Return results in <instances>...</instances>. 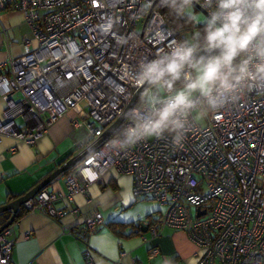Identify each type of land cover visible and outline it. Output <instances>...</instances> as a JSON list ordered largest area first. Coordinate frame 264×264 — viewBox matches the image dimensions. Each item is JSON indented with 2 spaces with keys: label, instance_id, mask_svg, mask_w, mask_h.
<instances>
[{
  "label": "built area",
  "instance_id": "obj_1",
  "mask_svg": "<svg viewBox=\"0 0 264 264\" xmlns=\"http://www.w3.org/2000/svg\"><path fill=\"white\" fill-rule=\"evenodd\" d=\"M154 1L0 0V8L13 2L23 11L36 40L31 46L26 37L20 55L0 61V141L9 135L33 144L68 109L84 115L71 124L84 125L88 135L65 189H40L23 206L51 218L76 215L77 207L53 203L71 201L107 171L128 174L134 197L163 207L149 222L152 235L165 226L184 231L200 250L196 264H263L264 94L254 90L193 120L180 146L170 136L111 146L146 88L115 131L91 146L140 86L127 73L179 41L157 8L148 13ZM193 1L209 16L202 0ZM101 223L98 212L84 217L88 233ZM13 227L14 220L0 229V264H11ZM83 255L91 262L88 244Z\"/></svg>",
  "mask_w": 264,
  "mask_h": 264
},
{
  "label": "crops",
  "instance_id": "obj_2",
  "mask_svg": "<svg viewBox=\"0 0 264 264\" xmlns=\"http://www.w3.org/2000/svg\"><path fill=\"white\" fill-rule=\"evenodd\" d=\"M26 37L36 45L23 11L7 3L0 8V61L20 55ZM4 104L0 90V110ZM80 107H85L83 101ZM76 116L84 115L66 110L33 144L2 136L0 205L28 191L78 152L88 135L84 125L71 124ZM75 166L57 174L43 189L64 190V176ZM131 188L130 175L107 171L101 182L89 184L71 201L53 203L56 208L77 207L76 215L51 218L21 205L19 209L26 211L14 219L11 264H196L200 250L184 231L165 226L157 235L150 233L149 222L163 207L152 199L134 197ZM92 212L100 213L102 223L88 233L84 217ZM9 214L3 211L2 223ZM87 244L91 262L83 255Z\"/></svg>",
  "mask_w": 264,
  "mask_h": 264
},
{
  "label": "clouds",
  "instance_id": "obj_3",
  "mask_svg": "<svg viewBox=\"0 0 264 264\" xmlns=\"http://www.w3.org/2000/svg\"><path fill=\"white\" fill-rule=\"evenodd\" d=\"M162 2L177 10L193 4ZM202 3L209 9L202 31L127 73L136 84L148 87L141 104L129 113L131 123L117 131L111 146L127 149L165 136L180 146L193 120L254 90L264 94V0Z\"/></svg>",
  "mask_w": 264,
  "mask_h": 264
},
{
  "label": "water",
  "instance_id": "obj_4",
  "mask_svg": "<svg viewBox=\"0 0 264 264\" xmlns=\"http://www.w3.org/2000/svg\"><path fill=\"white\" fill-rule=\"evenodd\" d=\"M162 0H155L149 7L148 13L151 11V9L156 5V4H161ZM193 3L200 9L202 10L206 15L207 12L202 9L196 2L193 1ZM147 13V15H148ZM146 15V17H147ZM208 16V15H207ZM144 26V25H143ZM148 87V85H140L130 96L129 100L123 107L121 113L116 117V119L111 122L109 125H107L102 133L101 136L97 137V139L94 141V143L91 146L96 145L98 142H100L103 139H106L110 136V134L115 131L117 126L121 123V121L125 118L127 115L129 109L131 106L135 103L137 97L143 93V91ZM86 151H80L72 154L68 159H66L63 163H61L56 169H54L52 172H50L47 176H45L42 180H40L38 183H36L32 188H30L28 191L25 193L19 195L18 197H15L14 199H11L3 204L0 205V213L3 211H10V214L8 218L0 225V229L4 227L5 225L11 223L15 217H16V212L19 209L21 205L24 204V202L27 199L32 198L40 189H43L47 186V184L60 172H63L65 170H68L75 166L80 159L83 157ZM199 212H203V210H199ZM145 228H143L144 230Z\"/></svg>",
  "mask_w": 264,
  "mask_h": 264
},
{
  "label": "rangeland",
  "instance_id": "obj_5",
  "mask_svg": "<svg viewBox=\"0 0 264 264\" xmlns=\"http://www.w3.org/2000/svg\"><path fill=\"white\" fill-rule=\"evenodd\" d=\"M169 12H171L170 14L172 15V17H174V19L177 20L178 23H179V25L181 26L180 32H179L180 33L181 40L190 38L195 33L199 32V30H200L199 26H204L203 19L202 18L208 17L194 3L192 4V6H190L188 8L181 7L179 10L173 9L171 7V9H170ZM174 13H176L179 18L177 16H174ZM193 21H195V24L194 25L192 24ZM168 25H169V23H168ZM143 97H144V94L141 95L138 98V100L136 101V103L140 102ZM2 213L3 212H1L0 215Z\"/></svg>",
  "mask_w": 264,
  "mask_h": 264
},
{
  "label": "trees",
  "instance_id": "obj_6",
  "mask_svg": "<svg viewBox=\"0 0 264 264\" xmlns=\"http://www.w3.org/2000/svg\"><path fill=\"white\" fill-rule=\"evenodd\" d=\"M155 8H159L158 10L161 12V14L163 15V17H164V19L166 20V22H168L169 23V26H170V28L173 30V31H175L176 32V34H177V37H178V39H179V41H181V38H180V28H181V26L179 25V23H178V21L177 20H175L174 19V17H172V15L170 14L171 12H169L170 11V9H171V7L168 5V4H166V3H161L160 5L159 4H156L155 6H154ZM174 16H177V14L176 13H174ZM178 17V16H177ZM179 18V17H178ZM193 25L195 24V23H192ZM192 25V26H193ZM203 27L204 26H199V28H200V30H199V32L200 31H202L203 30ZM116 134V133H115ZM114 134V135H115ZM114 135H112V137H114ZM24 211H26V210H24V209H19V210H17V212H16V217L17 216H19V215H21ZM5 213V212H4ZM2 223V221L0 220V224Z\"/></svg>",
  "mask_w": 264,
  "mask_h": 264
}]
</instances>
